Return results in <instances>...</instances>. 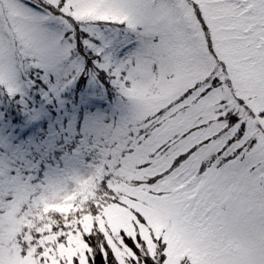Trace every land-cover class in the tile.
<instances>
[{
    "label": "snow or ice",
    "instance_id": "obj_1",
    "mask_svg": "<svg viewBox=\"0 0 264 264\" xmlns=\"http://www.w3.org/2000/svg\"><path fill=\"white\" fill-rule=\"evenodd\" d=\"M0 264H264V0H0Z\"/></svg>",
    "mask_w": 264,
    "mask_h": 264
}]
</instances>
